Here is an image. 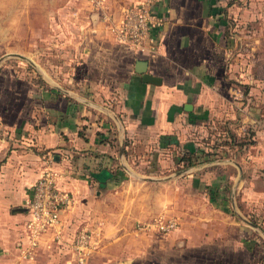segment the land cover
<instances>
[{"label": "crops", "instance_id": "obj_1", "mask_svg": "<svg viewBox=\"0 0 264 264\" xmlns=\"http://www.w3.org/2000/svg\"><path fill=\"white\" fill-rule=\"evenodd\" d=\"M117 1L127 4L138 0ZM245 1L158 2L155 10L163 26L152 51L119 45L107 29L86 36L81 56L89 79L79 89L88 90L93 100L62 87L63 91L50 90L51 93L39 88L30 90L19 79L16 83H0V221L12 223L9 232L13 254L0 251V264H77L65 242L67 233L77 229V225L87 226L95 234L100 228L108 233L114 231L115 226L107 222L108 200L121 201L127 195L124 191L128 184L135 195L131 205L134 211L126 213L130 219L144 221L164 210L179 213L182 224L172 238L185 242L186 252L216 242L221 246V233L232 231L239 238L229 243L226 237L225 244L229 243L238 253L248 246L241 239L243 226L229 219L227 224V221L216 224L206 214L202 221H193L195 225L183 223L184 214L187 217L189 213L182 209L185 200L178 196L177 179L182 174L164 180L147 179L165 178L174 173L170 170L165 174L164 169L179 166L178 151L180 155L186 151L195 155L206 151L202 139L215 122L225 124L234 141L250 128L253 144L223 146L232 157L221 158V186L230 183L227 195L231 205L241 195V200H246L250 208L255 207L256 213L262 215L264 179L250 176L246 183L243 173L256 168L264 172V119L256 105L264 98L257 95L264 94V79H257L256 75L247 78V67L241 60L238 68L230 64L227 42L233 40L236 44L235 58L254 54L257 48L263 56L264 32L261 28L246 32L242 29L232 39L231 32L228 31V37L224 34L234 23L240 27L253 22L264 24V8L260 7L264 2L249 0L250 8H247ZM113 2L111 11L117 14L121 4ZM136 60L145 61V72L158 77L160 83L143 82L134 71ZM227 66L235 67L243 83H229L233 75L227 77L226 71H230ZM39 92L41 96H37ZM187 105L189 108L185 109ZM241 151H246L245 160L235 156ZM231 165L234 174L227 172ZM45 169L54 172L57 186L67 191L73 202L59 212V238L55 239L54 229L49 228L25 254L23 250L28 247L23 231L25 216L23 212L11 213V209L22 207L27 195L25 188ZM191 171L192 168L185 173ZM202 176L210 178L206 173ZM133 178L144 184L136 183ZM193 178L186 180L192 183ZM227 195L221 191V200L228 198ZM190 204L194 206L195 202ZM210 210L214 214L221 211V215L228 217L218 207ZM197 225L203 226L202 229ZM125 232L108 236L106 241H125ZM3 244L0 241V249L6 246ZM87 263L88 256L84 264Z\"/></svg>", "mask_w": 264, "mask_h": 264}, {"label": "rangeland", "instance_id": "obj_2", "mask_svg": "<svg viewBox=\"0 0 264 264\" xmlns=\"http://www.w3.org/2000/svg\"><path fill=\"white\" fill-rule=\"evenodd\" d=\"M114 1L121 4L117 14L114 13V10L111 11L113 0H0V83H16L19 79L30 90L39 88V90L49 93H51L50 90L57 91L54 86H58L71 90L77 95L82 93L87 96L88 100H93L94 97H90L88 90L79 89L83 83L87 84L89 79L81 51L85 42L87 43L84 39L86 36L94 35L97 32L103 33L110 21L118 18L121 7L126 3ZM249 2L246 0L244 6L250 8ZM257 2L261 4L264 0H257ZM260 7L264 8V4ZM231 27L229 30L227 28V31L232 33L230 39L234 38L233 34H238V31L242 29L246 32L254 29L259 31L261 28L264 32L262 22L247 23L241 27L235 26L234 23ZM227 48L229 49L227 57L230 64L238 68L239 60H241L247 67L248 75L246 77H255L256 75L259 76L256 77L257 79H264V65L261 67V63H264L262 62L264 55H260L259 48L254 54L243 55V57L236 55V58L237 48L233 40L227 42ZM242 51L240 49V53ZM13 53L21 55L23 58L11 56L10 54ZM235 67L232 66L230 69L227 66V70L230 69L229 72L226 71L227 77L231 73L233 75L230 76L229 83H243L242 78H239L240 74L235 72ZM257 95L264 94L257 93ZM37 96H41V92ZM256 105H259L260 113L264 119V98L258 100ZM222 134L220 122H215L210 125V128H207L202 142L206 145L205 147H212L214 150L210 152L206 148L207 155L199 153L197 160H205V163L200 162L192 165L190 173L179 176L177 179L178 196L185 200L182 209L189 213L187 217L184 214L186 218H184V224L195 225L193 221L200 222L206 214H209L214 218L215 223L218 221L224 224L227 221V224L229 219L231 222L242 225L245 230L243 229L240 233L241 239L242 242H247L248 246L241 248V253L229 245L233 238H239L238 233L233 231L221 233V246H217L216 242L210 246L199 247L192 253L186 252L185 242H178L176 238H172V235L182 224V217L179 216V213L164 210L160 212V215H152L144 221L142 218L131 220L132 218L130 219L127 214L134 211L131 205L135 195L130 191V184H128L129 186L124 191L127 195L121 201L108 200L107 215L109 218L107 222L115 226L114 231L108 233L100 228L98 234H95L87 226H76L91 231L94 241L88 254L87 264H264V206L260 208L262 215H258L255 207L250 208L246 200H241V195H239L236 201H231L232 207L228 196L230 183L226 182L225 187L221 186V157H232L230 151L225 153L222 152L223 150L221 151L223 149L221 143L224 141L221 137ZM243 139L241 137L237 139V142H243ZM245 153L246 151H241L239 155L235 153V156L237 159L241 157V160H245L247 155ZM178 155L180 156L179 151L176 159ZM178 164L179 166L172 167V169H164V173L187 168L185 161ZM230 168L231 170H227V172L234 174L233 165ZM205 173L210 178H202ZM125 176L127 175L125 174ZM191 176H194L192 183L191 180H186ZM250 176H256V179L262 180L264 172L260 168H256L252 172L244 171L243 179H246V183L249 182ZM133 180L136 183L144 184V181L137 178H133ZM221 191L228 194V198L221 200ZM187 197H190L189 204H187ZM191 201L195 202L194 206H191ZM213 207L223 210L230 218L221 215V211L216 212L217 214H214L215 212L212 210L210 212L209 209ZM180 208L178 207V209ZM162 217L174 218L177 223L175 231L164 234L154 228L144 231L137 228L138 223L152 222V220ZM251 224L255 225L257 229ZM196 227L202 229L203 226L197 225ZM127 229L128 231L125 232ZM11 230L12 223L0 221V241L4 242L3 245L6 244L0 251L9 256L13 255L10 253L12 245L10 244L9 231ZM129 231L130 234H128ZM124 232L127 236L125 241H106L108 236L114 237ZM226 237H228L229 243L225 244ZM213 239L217 240L218 237ZM112 258L114 260H111ZM8 264H16V262H8Z\"/></svg>", "mask_w": 264, "mask_h": 264}, {"label": "built area", "instance_id": "obj_3", "mask_svg": "<svg viewBox=\"0 0 264 264\" xmlns=\"http://www.w3.org/2000/svg\"><path fill=\"white\" fill-rule=\"evenodd\" d=\"M164 0H138L121 7L118 18L110 21L107 27L112 40L122 46L137 51H152L156 47L158 33L163 20L156 14L155 5ZM27 195L22 207L25 209L23 231L28 240V247L23 252L28 254L36 246L44 232L52 228L55 239L61 232L59 212L72 205L71 195L56 184L53 171L45 169L36 181L25 188ZM172 217H162L152 222L137 224L139 230L154 228L160 233H170L176 228ZM66 244L74 254L77 264H84L93 245L91 232L87 228H77L67 233Z\"/></svg>", "mask_w": 264, "mask_h": 264}, {"label": "trees", "instance_id": "obj_4", "mask_svg": "<svg viewBox=\"0 0 264 264\" xmlns=\"http://www.w3.org/2000/svg\"><path fill=\"white\" fill-rule=\"evenodd\" d=\"M227 37L229 36V33L227 31V29L225 30V33H224ZM221 131L223 132V134L221 135L222 139L224 140L222 143H221V147L223 146H227V147H232L233 145H236V146H243V145H247V144H253L254 140L252 139V136H253V132L250 128H247L244 130V132L241 134V136L239 138H244L243 142H237V141H234V135L230 132V130L228 129V127L221 123ZM238 138V139H239ZM208 148V147H206ZM210 149V150H209ZM208 150L211 152L212 150H214L212 147L208 148ZM223 150V151H222ZM221 151L223 153L227 152L226 149H221ZM205 153V154H204ZM201 155H207L208 154V151H201L200 153ZM223 157H227V156H222L221 158ZM197 155H195L193 152L191 151H186V152H183L177 159L178 163H183V161H185V167H189V166H192V165H195V164H198L200 162H204L205 160H197ZM210 160V159H209ZM114 177V175H112ZM116 178V176L114 177ZM117 179V178H116Z\"/></svg>", "mask_w": 264, "mask_h": 264}, {"label": "water", "instance_id": "obj_5", "mask_svg": "<svg viewBox=\"0 0 264 264\" xmlns=\"http://www.w3.org/2000/svg\"><path fill=\"white\" fill-rule=\"evenodd\" d=\"M11 56H15V57H20V58H23V56L21 55H18V54H10ZM146 70V62L145 61H140V60H136L134 62V71L138 74L141 75V79L143 82L145 83H151V84H159L160 83V79L158 77H153V76H150L149 74H147L145 72ZM55 89H58L60 91H63L60 87L58 86H54ZM67 93V92H66ZM189 108V105L185 106V109H188ZM192 167H188V168H184V169H180V170H177L175 171L174 173H172L170 176L168 177H165V178H160V179H152V178H147L149 180H164V179H168V178H171V177H174V176H177V175H180V174H183L187 171H189ZM25 209L23 207H15L13 209H11V213H22L24 212ZM253 227H256L255 225L251 224Z\"/></svg>", "mask_w": 264, "mask_h": 264}]
</instances>
